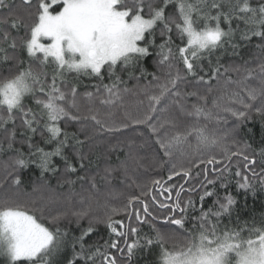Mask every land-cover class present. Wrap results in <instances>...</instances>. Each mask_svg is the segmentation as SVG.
Returning <instances> with one entry per match:
<instances>
[{
    "label": "snow or ice",
    "instance_id": "1",
    "mask_svg": "<svg viewBox=\"0 0 264 264\" xmlns=\"http://www.w3.org/2000/svg\"><path fill=\"white\" fill-rule=\"evenodd\" d=\"M229 50L239 62L221 63ZM254 119L264 0H0V264H133L144 250L264 264V213L244 219L238 200L264 191V147L238 139ZM128 129L109 145L124 159L90 174L97 145ZM32 168L69 186L67 205L86 183L80 209L46 215L56 196L46 181L24 191ZM113 173L127 191L94 213Z\"/></svg>",
    "mask_w": 264,
    "mask_h": 264
},
{
    "label": "trees",
    "instance_id": "2",
    "mask_svg": "<svg viewBox=\"0 0 264 264\" xmlns=\"http://www.w3.org/2000/svg\"><path fill=\"white\" fill-rule=\"evenodd\" d=\"M241 55L245 58H249V50H242ZM234 61L239 62L238 58L232 56L231 51L229 50V52L224 54L222 57L221 63L227 65ZM148 63L151 64L152 61H148ZM133 83L134 82H129V87H131ZM133 100L134 98L129 97L128 103H133ZM116 117L117 119L122 118V111L117 112ZM132 135H134V133L131 129H128L124 135L119 133L112 134L109 136L108 142L98 144L94 154L91 156L92 164L89 169L90 174H95L98 170H102L106 164L115 165L117 163V156L123 160L125 152L119 150L116 152H109V145H115L118 140H124L128 136ZM238 139L246 140L258 152L261 147H264V125L261 124L259 119L250 121L239 130ZM105 154H107V160ZM4 159H6V156H0V160ZM74 178L75 177H73V179ZM23 179L25 181L24 191L29 194L38 195L37 193H33L32 189L34 185H39L41 181H46L50 186L52 193H54L56 196V199L46 208V215L48 212L55 214L58 211L64 210L66 207H72L75 210H79L82 204L80 199L81 195L88 194L85 191V189L88 188V185L84 182L78 181L74 186H72L71 189V205H67L64 203V197L70 192L69 186L65 185L64 187H59L55 177L49 176L48 174H45L44 177H41L39 169L32 168L24 174ZM82 184L83 188L81 186ZM125 184L126 181L124 177L118 173H113V176L108 183L98 179V191H94L92 193L97 201L93 204L92 211L97 214H102L105 210V203H117L118 200L116 198L119 197V194L121 192L127 191ZM238 200L239 210L241 212V216L244 219H250L251 217H256L259 219L260 215L264 213V191H257L255 196H253L251 193L241 192L238 195ZM84 206L86 207L87 205L85 204ZM81 223L83 226H86L87 221L85 220ZM61 227H68L70 231L75 230L76 226L74 218H72L71 224H68L67 221L62 222ZM145 231H148V229L145 228ZM106 235V229L101 225L98 229V233L94 234L91 239H97L98 236H103L106 238ZM156 259L157 256L155 251L144 250L134 257L133 264H155Z\"/></svg>",
    "mask_w": 264,
    "mask_h": 264
}]
</instances>
